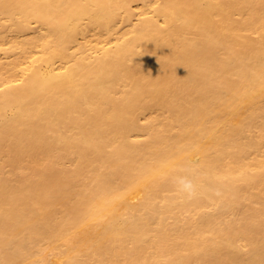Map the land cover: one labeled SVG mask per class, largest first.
Returning a JSON list of instances; mask_svg holds the SVG:
<instances>
[{
  "label": "bare ground",
  "instance_id": "obj_1",
  "mask_svg": "<svg viewBox=\"0 0 264 264\" xmlns=\"http://www.w3.org/2000/svg\"><path fill=\"white\" fill-rule=\"evenodd\" d=\"M0 264H264V0H0Z\"/></svg>",
  "mask_w": 264,
  "mask_h": 264
},
{
  "label": "rangeland",
  "instance_id": "obj_2",
  "mask_svg": "<svg viewBox=\"0 0 264 264\" xmlns=\"http://www.w3.org/2000/svg\"><path fill=\"white\" fill-rule=\"evenodd\" d=\"M136 7H138V6H136ZM137 10L139 9V7L138 8H136Z\"/></svg>",
  "mask_w": 264,
  "mask_h": 264
}]
</instances>
